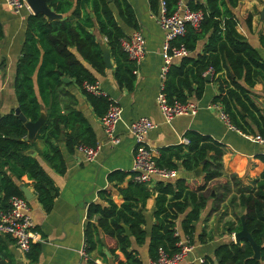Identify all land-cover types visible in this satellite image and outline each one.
I'll return each mask as SVG.
<instances>
[{
	"label": "trees",
	"instance_id": "trees-1",
	"mask_svg": "<svg viewBox=\"0 0 264 264\" xmlns=\"http://www.w3.org/2000/svg\"><path fill=\"white\" fill-rule=\"evenodd\" d=\"M161 2L165 13L171 15L179 0H148L154 16L159 14ZM46 3L63 17L48 19L41 13L28 16L14 81L17 104L26 120L37 121L43 108L46 119L34 140L25 141V122L13 111L0 116V208L7 207L11 196L23 197L19 189L23 183L32 187L44 212H49L58 188L41 161L60 175L66 169L60 143L68 153H73L79 145L96 146L94 131L83 113L74 107L75 100L65 90L63 78L72 79L81 88L94 114L101 117L110 100L107 96L86 92L82 83L97 82L86 65L98 74L105 71L100 49L102 39L115 65L114 76L119 86L132 91L135 85L136 65L121 47V40L128 36L118 22L120 19L126 27L138 29L127 0H46ZM186 5L191 10H201L203 18L196 27L187 23L185 33L171 41L172 46H183L189 54L169 65L163 80L166 100L184 103L190 97L200 99L206 85L205 74L212 68L211 77L218 91L213 101L222 105L230 123L244 134L264 135V110L251 98L252 88L258 82L264 92V60L238 30L241 22L251 29L252 14L247 10L240 12L242 0H191ZM259 42L264 48V34L259 36ZM184 136L188 143L161 148L156 164L187 171L202 166L201 176L191 183L182 178L158 180L150 188L134 182L130 172H111L108 180L114 182L122 203L117 205L112 200L111 190H103L98 193L99 201L88 205L84 226L86 253L103 245L100 235L115 258L114 264H143L133 245H143L146 241L151 260L157 258L159 249L175 253L181 237L193 244L196 222L213 188L216 192L213 208L230 193L229 203H236L240 209L239 213L234 212L233 221L226 222L225 233H237L243 216L247 231L259 246V256L255 257L247 240L239 243L226 240L216 246L212 256H204L201 264H264V152L256 156L263 164L258 177L244 183L235 175H225L223 144L195 131H187ZM36 139L43 143L42 149L36 148ZM33 149L37 152L35 155H32ZM221 177L225 178L223 183L209 186ZM122 183L125 184L118 185ZM153 195L154 223L147 240L143 210ZM93 216H97L96 221H92ZM180 216H183L179 222L180 233L176 234ZM206 236L203 230L196 236L197 241L205 243ZM39 252V244H33L27 257L36 262Z\"/></svg>",
	"mask_w": 264,
	"mask_h": 264
},
{
	"label": "crops",
	"instance_id": "crops-1",
	"mask_svg": "<svg viewBox=\"0 0 264 264\" xmlns=\"http://www.w3.org/2000/svg\"><path fill=\"white\" fill-rule=\"evenodd\" d=\"M71 1L75 2V0ZM127 1L133 8L138 25L137 30L143 34L146 43V55L137 67L134 89L127 91L117 83L114 76L115 65L104 39L101 40L100 44L105 45L109 52L111 66L106 67L103 74H98L86 65L97 78V83L104 94L121 107L122 117L116 127V135L120 138V142L117 145L108 142L100 117L94 114L81 88L72 79L64 77L68 79L67 82H64V88L73 96L74 107L82 112L90 123L100 150L94 160L86 161L76 149L73 153H68L64 144L60 143L59 147L66 168L65 172L60 175L55 173L46 162L41 161L43 168L58 188V194L52 209L49 212H44L32 187L24 184L32 193V198L28 200V204L34 229L42 237V241L36 243L40 246L38 259L36 262H31L27 253L21 251L10 237L0 235V264H92L94 259H99L107 264H114L115 258L105 246V238L102 235L99 239L103 245L88 253L90 260L83 258L81 251L85 240L84 226L87 219V207L90 203L99 201L98 193L100 191L111 190L112 200L117 205L122 203V197L116 191L114 182L108 180V175L113 171L130 172L135 142L128 133L126 124L137 118L147 117L155 123V127L146 136V143L155 152L156 157L159 156L161 148L178 145L182 143L187 131H195L208 135L224 145L225 153L222 162L225 175H235L247 183L258 177L263 169V164L256 156L264 152V146L258 144L253 139V135H247L230 128L220 118L218 110L212 107L213 103H218L213 101L218 91L217 84L212 80L211 75L209 81H206L202 97L200 99L189 98L196 104L195 113L177 116L170 122L163 118L156 97L162 83L160 72L163 65L162 45L165 35L150 10L148 0ZM180 1L187 4L191 0ZM255 3L254 0H249L247 3L243 2L240 12L246 10L252 12V27L247 29L239 24L238 30L264 60V48L259 42V36L264 34V23L261 27L256 24V16L252 11ZM30 14L32 12L27 8L18 13L14 12L4 0H0V24L2 27V36L0 37V116L11 111L14 112V109L18 107L14 91L15 72L25 39L27 18ZM67 17L70 18V14H67ZM118 22L127 36L135 31L126 27L120 19ZM199 50H201V46ZM73 51L76 53L74 49ZM251 98L260 109L264 110V92L260 82L252 88ZM41 114L46 119V109L43 108ZM35 145L37 149L43 148V143L40 140L36 139ZM34 151V149L31 150V152ZM35 153L37 152L35 151ZM176 178L185 179L188 183L196 179L194 171H187L181 167L177 169ZM128 179L129 176L126 180ZM223 179L225 180L224 177H221L214 181L223 183ZM212 182L209 183L210 187L213 185ZM153 185L154 183L148 186L152 188ZM154 195L147 199L143 210L147 240L154 223ZM215 195L216 192L212 188L207 194L206 206L201 210L200 219L195 225L193 250L180 264H201L200 259L206 255L212 256L216 246L226 238L224 225L234 219L229 209L223 212V216L220 214L225 200L220 202V206H217L218 209L217 207L213 208ZM182 217L180 216L177 220L179 233V222ZM96 219L97 216L92 217V221H96ZM217 227L219 233L222 234L223 232L221 236L218 235V231H213ZM203 230L207 234L205 243H199L196 236ZM147 244L146 241L143 245H133L143 264H149L150 261Z\"/></svg>",
	"mask_w": 264,
	"mask_h": 264
},
{
	"label": "built area",
	"instance_id": "built-area-1",
	"mask_svg": "<svg viewBox=\"0 0 264 264\" xmlns=\"http://www.w3.org/2000/svg\"><path fill=\"white\" fill-rule=\"evenodd\" d=\"M4 1L12 11L17 13L24 8L30 9L27 0ZM155 18L165 35L162 45L163 65L160 72L162 83L156 99L163 118L167 122H170L177 116L193 114L197 109L196 104L190 100L184 103L178 101L170 103L166 100L163 93V80L169 65L175 60L189 54L183 46H172L171 41L185 33L187 23L195 27L198 26L203 18V12L201 10H191L179 0L177 9L171 15H167L165 13L164 3L161 2L159 14ZM121 47L129 59L134 61L136 65L134 73L136 74L138 65L146 55V43L143 34L138 30L134 31L131 35L121 40ZM211 72L212 68H209L206 74L211 75ZM82 88L93 95L107 96L100 89L97 82L88 83L85 81L82 83ZM108 99L110 100V104L106 112L100 117V122L108 138V142L112 145H117L120 142V138L116 135V127L121 121L122 110L109 97ZM212 107L218 110L219 116L225 124L239 131L230 123L229 116L220 103H213ZM154 127L155 123L147 117H140L126 124V129L135 142L130 173L131 179L136 183L151 185L158 180L173 181L177 176L176 169H167L159 167L156 164V154L146 143V136ZM252 137L258 144L264 146V135L256 134ZM182 143L187 144L188 140L183 138ZM99 150L100 146L97 144L94 147L79 145L76 148V151L80 152L86 161L94 160ZM178 233L177 230L176 234ZM0 235L10 237L16 246L25 253L30 250L33 244L42 241L40 233L34 229L30 206L24 196H11L7 201V207L0 208ZM231 239L232 241L235 240L234 233L231 234ZM177 246L179 249L173 254L159 249L157 258L154 260L150 259L149 264H180L194 247L186 237H181ZM81 255L85 260H90L88 253L85 252V242ZM202 262L203 259H200V263ZM92 264L107 263L99 259H94L92 260Z\"/></svg>",
	"mask_w": 264,
	"mask_h": 264
},
{
	"label": "water",
	"instance_id": "water-1",
	"mask_svg": "<svg viewBox=\"0 0 264 264\" xmlns=\"http://www.w3.org/2000/svg\"><path fill=\"white\" fill-rule=\"evenodd\" d=\"M108 2H110L111 0H107ZM27 4L29 6V8L31 9L32 14H37V13H41L43 14L45 17H47L48 19H60L61 18V14H57L55 12H53L46 3V0H27ZM100 49L102 52V57H103V61L105 63V66L107 68H109L111 66V62H110V56H109V52L107 51V49L105 48V45L100 44ZM210 79V74L205 75V80L209 81ZM64 82H67L68 79L67 78H63ZM14 114L15 116H17L20 120H22L23 122H25V127L27 129V135L24 137L25 141H31L35 138L38 130L40 129V127L42 126V124L44 123L45 117L43 114L40 115L39 119L35 122L32 121H27L26 117L23 115V113L21 112L20 108L17 107L14 109ZM61 140L63 139V136L61 135ZM35 151L32 152V155H35ZM202 174V166L197 167L194 170V175L196 178H199ZM19 189L21 190L23 196L27 199L30 200L32 198V193L31 191L23 184L19 186ZM241 219V229L235 233V243H239L240 240H247L250 242V244L253 247L254 253H255V257L259 256V246L255 244V242L253 241L251 235L249 234V232L247 231L246 227H245V223H244V218L243 216L240 217ZM126 230V234H129V231L127 229V227H125Z\"/></svg>",
	"mask_w": 264,
	"mask_h": 264
},
{
	"label": "rangeland",
	"instance_id": "rangeland-1",
	"mask_svg": "<svg viewBox=\"0 0 264 264\" xmlns=\"http://www.w3.org/2000/svg\"><path fill=\"white\" fill-rule=\"evenodd\" d=\"M247 1H249V0H242V5H243V2H245V3H247ZM251 1V0H250ZM256 3L255 4H253V9H252V11H253V13H254V15L256 16L255 17V21H256V24H257V26H259V27H261L262 25H263V23H264V0H254ZM251 14H252V12H250ZM252 18H253V15H252ZM241 24V27H243V28H245V26H244V23L243 22H241L240 23ZM213 183V187H215L216 185H218V184H221L222 182H218V181H213L212 182ZM221 192H218V194H220ZM232 196V194H230V193H228L227 195H226V199H225V203L223 204V208L221 209V211H220V214H221V216H223L222 214H223V212H225V211H228V209H229V211H230V213L232 214V216L234 217L235 215H234V212L236 211L237 213H239L240 212V209H238V207L236 206V203H234V204H230L229 203V199H230V197ZM220 206V205H219ZM218 206V207H219ZM218 207H217V209H218ZM224 230L226 229V227H227V224L225 223V225H224ZM219 228L217 227V228H215V229H213V231L215 230L216 232L218 231V233H219V230H218ZM225 233V232H224ZM222 234H223V232H222ZM221 234V232L218 234L219 236H221L222 235ZM227 234V235H226ZM225 235H226V238H224V241H228V240H230L231 239V234L230 235H228V233H225Z\"/></svg>",
	"mask_w": 264,
	"mask_h": 264
}]
</instances>
